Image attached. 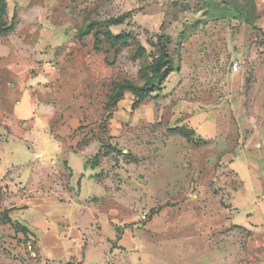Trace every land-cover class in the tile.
Masks as SVG:
<instances>
[{"label":"rangeland","instance_id":"rangeland-1","mask_svg":"<svg viewBox=\"0 0 264 264\" xmlns=\"http://www.w3.org/2000/svg\"><path fill=\"white\" fill-rule=\"evenodd\" d=\"M2 3L10 31L0 28V89L17 107L28 94L35 112L23 122L0 101V264H59L38 254L23 215L34 197L66 205L69 143L87 151L103 188L87 202L96 221L115 220L117 235L136 227L137 264L162 260V249L170 264H203L198 238L213 251L206 264L216 250L226 264H261L246 221L264 217V0ZM162 48L173 72L133 108L120 86L142 85ZM61 117L75 123L67 138L55 133ZM153 218L172 232L151 230ZM250 227L264 229V219Z\"/></svg>","mask_w":264,"mask_h":264},{"label":"crops","instance_id":"crops-1","mask_svg":"<svg viewBox=\"0 0 264 264\" xmlns=\"http://www.w3.org/2000/svg\"><path fill=\"white\" fill-rule=\"evenodd\" d=\"M34 83L35 91L41 92V80L37 79ZM5 85L0 89V101L5 104L11 113H16L20 120L27 122L35 112V102L26 94V100L21 107H17L20 103H12L5 96L9 91ZM74 121L69 117H61L57 123L55 130L56 135L61 138H67L71 129L73 128ZM69 149H64V160L66 162L68 176V189L71 191L63 192L62 194L67 197L66 205L59 204L54 198L48 197H34L27 199L25 206L27 209L23 218L27 224L28 230L36 238L37 252L45 261H55L59 264H117L118 260H123L122 264H137V229L133 225L130 228L119 227L118 235L114 231L115 220H110L107 216H100L96 221L95 214L91 211L87 202L93 199L101 198L103 196L102 186L95 180L94 175L96 169L88 164L87 151H79L75 146L68 145ZM71 147H74L71 149ZM87 189H92L91 191ZM91 192V193H90ZM62 205V206H60ZM94 219V226L101 230L97 236H101L105 245H99L95 242L92 234L91 220ZM264 217H253L246 221L247 230L251 231L248 236V252L251 256H257L262 259L261 264H264V229L253 230L250 225L260 222ZM156 219L153 218L150 225L151 230L154 229L160 235H167L172 232L155 224ZM250 228V229H248ZM190 231V229H184ZM183 230V231H184ZM118 236V237H117ZM191 236L195 237L191 234ZM190 237V236H189ZM200 238L195 239V245L201 249L204 254V263L209 260L206 253L208 248L198 241ZM189 238L187 239L188 242ZM110 241L115 245L111 246ZM103 242V243H104ZM190 242V240H189ZM166 248L174 246L173 244L165 245ZM166 254L164 249L159 250ZM194 251L193 249L190 250ZM218 250L214 252L216 260L213 264H226L228 256H218ZM164 254V255H165ZM164 255H159L162 260L152 259L150 262L147 256L143 257L142 262L145 264H170ZM157 256V257H158ZM232 257L230 262H232ZM210 262V261H209ZM121 264V263H118ZM201 264V263H198ZM230 264V263H229Z\"/></svg>","mask_w":264,"mask_h":264},{"label":"trees","instance_id":"trees-1","mask_svg":"<svg viewBox=\"0 0 264 264\" xmlns=\"http://www.w3.org/2000/svg\"><path fill=\"white\" fill-rule=\"evenodd\" d=\"M0 28L4 27V22L2 16L4 14V5L2 0L0 1ZM10 29L4 27V32H8ZM91 29H85L82 32V36L90 34ZM106 37L107 41L113 44H119V42H124L126 38L122 37H112L110 34L103 35ZM93 39L95 42L98 40V34L93 33ZM173 72L171 60L167 54V51L162 48L159 55L152 60V63L148 66V69H143L142 73L144 74V81L142 85L137 86L125 82L120 86L121 89L129 91L135 97V103L133 108L138 106L144 100L148 99L151 94L161 91L162 84L168 78V76ZM174 134H179L187 138L185 131L181 127H176L172 130ZM189 134V133H188Z\"/></svg>","mask_w":264,"mask_h":264},{"label":"built area","instance_id":"built-area-1","mask_svg":"<svg viewBox=\"0 0 264 264\" xmlns=\"http://www.w3.org/2000/svg\"><path fill=\"white\" fill-rule=\"evenodd\" d=\"M233 71L236 72L238 70V64L235 62L232 64ZM147 220L146 215H142L141 221L145 222Z\"/></svg>","mask_w":264,"mask_h":264}]
</instances>
